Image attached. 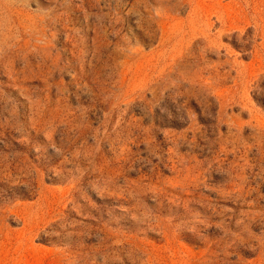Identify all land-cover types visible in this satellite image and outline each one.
<instances>
[{
    "label": "rangeland",
    "instance_id": "obj_1",
    "mask_svg": "<svg viewBox=\"0 0 264 264\" xmlns=\"http://www.w3.org/2000/svg\"><path fill=\"white\" fill-rule=\"evenodd\" d=\"M0 264H264V0H0Z\"/></svg>",
    "mask_w": 264,
    "mask_h": 264
}]
</instances>
